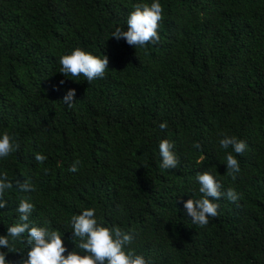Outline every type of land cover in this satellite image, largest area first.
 Here are the masks:
<instances>
[{
  "label": "trees",
  "instance_id": "obj_1",
  "mask_svg": "<svg viewBox=\"0 0 264 264\" xmlns=\"http://www.w3.org/2000/svg\"><path fill=\"white\" fill-rule=\"evenodd\" d=\"M140 2L152 0H0V134L19 143L0 158L13 181L0 235L18 222L27 196L30 219L50 221L67 251H81L71 216L94 207L99 220L132 229L136 252L151 264H264V0H159V43L112 38ZM76 47L108 57L104 79L60 73V56ZM70 88L72 107L62 102ZM221 132L248 145L232 153L235 181ZM165 138L175 145V169L160 167ZM206 170L240 198L222 197L219 215L200 227L182 201L200 197L195 177ZM24 179L35 191L16 188ZM9 240L13 252H0L20 259L26 246Z\"/></svg>",
  "mask_w": 264,
  "mask_h": 264
},
{
  "label": "clouds",
  "instance_id": "obj_2",
  "mask_svg": "<svg viewBox=\"0 0 264 264\" xmlns=\"http://www.w3.org/2000/svg\"><path fill=\"white\" fill-rule=\"evenodd\" d=\"M126 19V30L116 27L111 33V37L119 41L123 39L129 46L144 47L147 44L156 45L160 41L158 35L159 23L163 19L162 5L159 0L152 2H140L132 6ZM62 75L78 77L83 75L90 84L94 80L104 79L108 69L109 60L106 55L97 56L80 47L73 48L70 52L63 54L59 58ZM64 80L59 83L64 84ZM75 89H68L63 96L62 102L68 107H72L75 101ZM166 122L159 124L163 131L167 129ZM223 137L219 140L222 149L231 148V152L226 154L227 175L233 181L240 173V164L236 155H243L248 145L245 141L235 136H229L221 132ZM174 142L165 138L159 140L158 149L161 158L160 167L163 169H175L179 159L173 150ZM193 147L201 150V144L195 142ZM19 149V143L15 137L8 132L0 134V158L9 156ZM47 157L41 153L35 154L38 163L46 161ZM80 160H75L68 169L70 172L78 171ZM45 173L48 169L44 170ZM199 184V198H189L183 203L185 214L192 223L204 227L209 223L210 218L219 215V204L222 197L235 203L240 198L233 188L222 191V184L210 171L197 173L195 177ZM16 188L21 193L35 191V186L28 179L15 181ZM13 188V181L9 180L8 173L0 172V209L7 206L4 199L7 190ZM16 211L19 214L18 222L11 224L7 228L6 235H0V247L13 252L10 248V240H20L27 248L18 260H6V253L0 252V264H151V261L136 252L134 245L136 234L132 229L125 230L116 224H107L99 220L96 215V208H84L79 214H73L70 219L72 236L78 238L75 248L81 251H67L62 240V234L57 229H52L48 225L50 221H45L43 226H38L30 219L34 211V205L27 196L19 200ZM26 234V236H25ZM67 252V255L65 253Z\"/></svg>",
  "mask_w": 264,
  "mask_h": 264
}]
</instances>
